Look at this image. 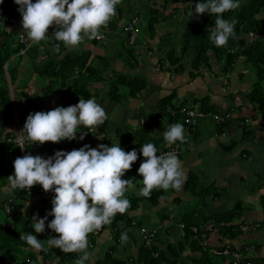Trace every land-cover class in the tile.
<instances>
[{
	"label": "crops",
	"instance_id": "obj_1",
	"mask_svg": "<svg viewBox=\"0 0 264 264\" xmlns=\"http://www.w3.org/2000/svg\"><path fill=\"white\" fill-rule=\"evenodd\" d=\"M165 0H155L149 2V0H121L117 5V14L112 18L116 24L114 31L106 34L105 43H100V48H95V44H91L86 40L85 43L78 48L68 50L64 48L59 55L55 57L58 60L65 54H78L79 51L88 52L90 63L91 60L100 59L107 65L110 71L119 72L124 75L136 76L143 79L146 83L145 88L136 95L135 98L124 97L122 102L112 103L107 100L104 91L105 86L101 83L99 86L93 85V92L96 96L91 99H95L106 111L108 119L104 121V130L99 133L91 134L87 145L92 148H97L100 144L106 146L107 143L117 144L119 143L122 148L132 145L137 135V130H142L145 136L158 139L163 134V131L169 126L166 118H162L157 123H150L149 127H142L145 121L155 113L157 102L162 97H166L170 94L173 95L172 103L175 106L181 105L182 107H192L199 104L198 100L205 97L208 101V106L213 110L215 115H227L223 124H225L221 130L219 125L214 124L210 117H206L201 120L193 129H185V136L187 143L179 148V159L182 162L183 169L187 175L190 172L196 174L198 179L205 183H211L214 187L219 189V196L215 199H207L205 204L207 211L223 212L228 210L224 207V199H231L232 204L234 202H240L243 208L242 215L233 220L232 223L239 224H257L258 228L253 232H243L236 238L229 240L221 238L215 229L209 232L207 238L204 240V244L208 248L219 245H228L236 249L242 245H252L254 250L246 252L247 256L256 257L260 263L264 264V119L261 117L256 108L249 104L246 95L249 92L250 85L252 83V74L238 65V61L235 63V67L231 73L222 75L220 73V66L213 60H210L209 68L201 67L199 71L195 72V76H189V67L187 62H182L183 70L179 73L172 72L171 68L167 69L161 63L158 64L157 60L161 58L164 49H158L159 38L167 36L170 32H175L172 28V21L168 24V27L164 26L165 18L173 20L176 19L178 13H181L183 17V5L181 4V10L173 8L174 3H170L167 7L171 12H176L172 16L163 17L160 24L157 25L156 32L153 36H146L143 38V43L140 44L141 48L136 54V62L132 66H125L117 56L114 54V45L119 41L122 43L121 27L130 19L132 15H135L139 19L140 15H143L146 8L150 5L154 8L161 7ZM35 2V0H33ZM176 4V3H175ZM18 9V8H17ZM181 11V12H180ZM1 14V13H0ZM167 14L163 11V15ZM19 22L22 17L18 10L15 11V15L9 14ZM166 16V15H165ZM187 17V16H186ZM2 20V19H1ZM0 20V45L8 40L11 43V47L14 43V34L10 31L5 22ZM138 21V20H137ZM55 29H49V36L53 38L52 33ZM1 32L3 34H1ZM49 38L46 41H42L39 44H31L30 48H36L38 53L31 59L26 53L17 52L16 55L10 57L9 63L16 65V80L14 83H10L7 73L4 75L3 85L7 90L8 97L10 99V105L12 108V116L6 119H0V159H4L5 153L8 151L11 144L15 145L19 149L20 157L25 154H31L33 156H44L52 151L54 144L49 142L44 145H30L25 143L24 149L17 146L15 139L25 124L27 116H20L18 109L14 107V100L20 103L21 100L18 97L19 92L26 93L27 95H38L41 97V107L32 113L38 111H50L56 107H68L63 106L60 102V93L56 92L53 96H41V89L44 88L45 79L37 77L32 72V65H41L48 59H53L54 56L50 55ZM123 44V43H122ZM158 47V48H157ZM149 52V54H147ZM211 58V57H210ZM99 62V63H102ZM6 64L4 65V68ZM107 72H109L107 70ZM91 87V88H92ZM30 90V92H28ZM77 104V103H76ZM75 105V104H74ZM207 118L210 119L207 120ZM213 122V123H212ZM244 125L249 131V138H240L241 129ZM103 138V139H100ZM109 147V146H108ZM159 149L160 146H156ZM168 147V145L166 146ZM183 149L182 153L180 149ZM41 149V150H40ZM142 155L139 157L133 165L140 166L143 161ZM206 161L208 164H202V161ZM210 165L217 169V174L211 176V181H206L207 178L205 169L210 168ZM137 191V190H135ZM12 189L9 183L0 186V205L3 211V204L10 198ZM175 194L181 197V202L172 210H177L182 202L188 200L187 196L182 195V191L179 190ZM173 195V194H172ZM175 196V197H176ZM54 196L50 197L52 200ZM171 200V199H170ZM169 200V203H170ZM33 199L22 203L21 208H17L16 202H14V208L21 211L19 216L13 218H7L3 211V218L0 223L9 224L11 226L14 220H17V227L23 226L24 217L29 211V207ZM172 204V203H171ZM50 205V201H49ZM142 207H139L137 211L131 213L136 218H142L145 223H149L150 226L156 229V245L160 250H165L167 243H175L181 241V235L177 229L170 230V233L164 232L165 228L171 224L168 218L166 222L156 224L154 221L153 212L142 211ZM231 208V207H230ZM229 208V209H230ZM140 211V212H139ZM149 216L147 220L146 217ZM163 223V224H162ZM154 224L155 226H151ZM162 224V225H161ZM30 225H25V233L30 230ZM171 226V225H170ZM144 227V226H142ZM177 228V225H176ZM154 229V230H155ZM31 231V230H30ZM32 235H36L41 241H44L42 234L35 233L34 229L31 232ZM128 235L126 243H121L120 237L116 239L117 243L115 250L111 249L112 258L119 259L121 261L130 260L136 254L137 246L139 245L138 230L133 229ZM169 237V238H168ZM112 245L111 234L109 230L102 227L94 232L92 242L89 240L88 252L91 253V259L86 264H93L99 259L102 254ZM45 249L48 250L51 259L45 260L41 253L36 250L35 260L40 264H74L70 262H60L59 249H51L45 245ZM113 250V251H112ZM178 264H190V259L197 258V252H191L190 244L187 243L183 246V249L178 251ZM77 254V253H76ZM79 257V254H77ZM212 264H234L231 257H218L212 259ZM250 264V263H245Z\"/></svg>",
	"mask_w": 264,
	"mask_h": 264
},
{
	"label": "trees",
	"instance_id": "obj_2",
	"mask_svg": "<svg viewBox=\"0 0 264 264\" xmlns=\"http://www.w3.org/2000/svg\"><path fill=\"white\" fill-rule=\"evenodd\" d=\"M176 1L180 3L186 2V5L182 9L184 13L183 17L184 15H189L190 11L193 12V16L187 17V19H189L188 26L182 29L181 33L175 38L169 34L159 38V48H157L164 50L161 58L157 60L158 64L161 63L164 65V63H166L167 69L171 68L172 72L179 73L183 70L182 62H187L190 70L189 76L192 77L195 76V72L199 71L201 67L209 68L212 58L220 66V73L222 75L231 73L235 67V63L238 61V65L248 70L253 77L249 92L246 95L247 101L257 109L264 119V0H239L240 7L237 10L224 14L225 19H234L236 21L235 37L230 38L225 47L219 48L214 46L208 38L212 27H214L215 17L207 13L200 16L195 14V4L202 2V0H168L169 3H174ZM166 5L168 4L165 0L159 8H154L153 6L155 5H150L146 8L143 16L146 23L145 30L148 36H153V34H155L156 27L164 16L163 11L166 10ZM17 8L18 5L14 3V0H3V3L0 4V13L7 12L14 16L15 11L18 10ZM134 16L135 15H132L130 19ZM115 26L116 24L111 19L107 27L102 29L105 31V34H109L114 31ZM21 30L23 31L22 24ZM1 34L3 33L1 32ZM52 39L59 45L58 48H52V50H50V55L54 56V58L48 59L41 65H32V72L37 77L45 79L44 88L41 89L40 93L41 96H53L54 93L59 92L61 95L59 100L62 105L71 106L78 103L80 98L87 100L96 96V94L91 91L90 85L94 83H103L107 100L112 103H119L124 97L135 98L136 95L145 88V81L139 77L124 75L115 71L107 72L108 67L103 62L101 63L103 66L99 64L98 66H93L89 62L88 52H84L80 55L65 54L56 60L55 57H59L63 51V44L56 41L54 37ZM90 42L94 45L98 41L93 39ZM46 43L48 44L49 42ZM122 43L125 44L124 42ZM122 43L120 42V47H122L121 49H123L124 52L121 54L118 53L117 59L125 66L130 67L136 62V54L133 48L128 46L124 47ZM19 49V45L11 47V43L9 44L8 40L0 45V119H6L12 116L10 99L3 85V79L5 73H7L10 83L15 82L17 74L16 65L8 61L10 57L17 54ZM38 50L40 52V49ZM38 50H36V48H30L25 53L32 59L34 55L38 53ZM121 51L122 50H119L118 52ZM99 60L102 59L99 58ZM5 64L6 67L3 69ZM121 86L125 87L124 93L119 92ZM18 97L21 102L17 103L14 100V107L18 109V114L22 117L37 111L41 107L42 100L38 95H27L26 93L19 92ZM172 100V94L159 99L155 113L149 120L147 119L145 121L142 127H149L150 123L155 124L162 118H166L169 125L179 122L185 127L182 122V115L178 111L187 106H175ZM198 102L201 112L213 114V110L207 105L208 101L205 97L199 99ZM169 110L173 111L174 114L171 115ZM224 125L223 123L219 124V130H221ZM242 126L240 138H249L250 131L244 125ZM104 127L105 123L96 127L95 130L101 133ZM87 130L88 128L80 126L77 129L76 135L86 132ZM90 137L91 134H88L82 140L76 138L72 141L65 140L56 143L51 152L41 157L47 159L54 156L57 151L68 152L79 149L87 145V140H89ZM145 143H153L155 146H160L159 148L167 146L163 139V135L158 139L149 136L144 137L142 129L137 130V135L133 144L125 147L124 150L133 147L140 149ZM184 144L177 142L171 145L178 147V158L179 148L180 146H184ZM17 157H20L19 149L11 144L4 155V159H0V186L9 183L7 178L14 172L13 163ZM138 169L139 166L132 165L131 170L122 177V179H132L133 184L136 185L138 183L139 186L130 188L126 193V198L130 201V208L127 212L125 214H117L113 218L111 224L103 226L108 229L111 234L112 245L108 247L102 256L93 264H178V251L182 250L183 246L187 243L190 244L191 252H197L199 254L197 258L190 259V264H212V259L218 257L213 256L211 250L221 249L226 246L229 247L231 251L239 253L240 260L238 264H263L260 263L256 257H249L246 255V252L251 251L248 250V247L252 245H242L234 249L225 244L210 248L204 244V240L207 238L209 232L214 229L221 238L232 240L239 236L242 233V231L239 230V224H243L244 222L239 224H234L232 222L242 215L243 208L240 202H234L231 208L226 211L206 212L207 206L205 201L207 199L217 198L220 194L219 189L214 187L211 183L205 184L201 180L199 181L198 177L193 172L186 175V180L181 189L182 195L187 196L188 200L179 206L173 213L177 219V224L183 226L182 239L180 242L167 243L165 250H160L155 242L157 237L156 229L154 227L144 226L145 220L136 218L131 215V213H134L142 206L147 211L150 209L154 210L153 216L158 217L157 224H160L168 219L167 214H161L159 212L162 208H165V205L160 204V202L172 194L174 195L177 190L169 189L165 191L163 189H158L153 190L150 197L138 196L137 192L142 187V184L139 182L142 177L138 175ZM11 196L17 204V208H21L22 203L29 201L31 198L33 201L30 204L28 213L24 217L22 227H17L18 222L14 220L11 226L7 224L5 228L0 230V264H40L35 260V252L30 249L24 241L20 240V235L25 233L24 226L31 223L32 216L38 215L39 218H44L45 215L51 211L52 200H50V197L54 196V193H45L41 186L36 185L31 190L12 189ZM191 198L196 199L194 203L191 202ZM180 202L181 197L179 196L173 197L170 200V203L176 206ZM189 202L192 204L188 205ZM199 206L204 209L205 213L199 211ZM20 213L21 211L19 209L15 210L14 208L6 217L13 218L19 216ZM51 218L53 217L49 216L48 220ZM170 220L172 221V219ZM142 226L148 230L154 231V238L149 247H145L141 239L139 230ZM191 227L195 229V233L191 232ZM133 229H137L139 234V245L137 246L135 256L127 261L112 258L110 250H115L117 243L116 239H119L123 232H127V235L131 236L130 232H132ZM170 230H173L171 226L165 229L164 232L166 231L169 234ZM93 235L94 233L88 236V240L91 242ZM42 236L44 240H47L49 237H55L56 234L49 229L48 231L45 230ZM39 252L45 260L49 261L51 259L48 250L45 249ZM60 253L59 261L62 263H74L78 258L76 253L64 254L61 251ZM221 257L225 256H220V258Z\"/></svg>",
	"mask_w": 264,
	"mask_h": 264
},
{
	"label": "clouds",
	"instance_id": "obj_3",
	"mask_svg": "<svg viewBox=\"0 0 264 264\" xmlns=\"http://www.w3.org/2000/svg\"><path fill=\"white\" fill-rule=\"evenodd\" d=\"M121 0H14L22 17L21 24L27 40L39 44L49 37L54 28V39L64 48L73 50L86 40L101 39V29L106 28L117 14ZM3 0H0V4ZM240 7L239 0H202L195 4L197 16L205 13L214 16L209 40L216 47H225L235 37L234 19L224 14ZM193 16V12H189ZM59 47V45H57ZM107 118L105 109L95 99H79L75 105L56 107L50 111L30 113L23 129L16 134L20 148L25 143L44 145L72 141L77 129L83 126L95 129ZM166 145L187 143L184 126L177 122L163 131ZM81 135L80 139H83ZM103 139V138H100ZM153 143H145L140 152L125 151L119 143L97 148L84 145L72 151H57L47 159L25 154L13 163L14 172L7 180L11 189L31 190L39 185L45 193H54L51 211L44 218L32 217L31 227L43 234L47 228L56 234L41 241L36 235L24 233L20 240L32 250L59 249L64 254L77 253L74 264H86L91 259L88 236L112 223L117 214L130 208L126 193L133 188L132 179H122L142 155L138 175L142 187L138 196L150 197L153 190H181L186 174L181 160L174 152L158 154ZM121 243L128 240L127 232L121 233Z\"/></svg>",
	"mask_w": 264,
	"mask_h": 264
},
{
	"label": "built area",
	"instance_id": "obj_4",
	"mask_svg": "<svg viewBox=\"0 0 264 264\" xmlns=\"http://www.w3.org/2000/svg\"><path fill=\"white\" fill-rule=\"evenodd\" d=\"M0 20L7 23L8 27L10 28V31L14 34V43H13L12 47H14L15 45H19V47H20L19 52L25 53L29 49L31 43L27 40L26 34L21 30L20 22L17 19H15L14 17H12L11 15H9V13H7V12H3L0 14ZM136 23H137V17L134 16L121 27V35L125 38L124 42H125L126 46L133 48L134 53H137L138 50L141 48L140 45L136 46V44H135L136 34L134 31V27H135ZM49 37H50L49 38L50 46L54 49L58 48L57 47L58 44L54 42V40L51 38V36H49ZM104 38H105L104 34H102L101 39H95V40L100 41ZM147 54H149V52H147ZM164 66L167 67V64L164 63ZM3 69H5V68H3ZM169 112L171 115L174 114V112L171 110H169ZM178 112L182 115V122L185 125V127L191 128V129L194 128L197 125V123L201 119H204L205 117H210L211 120L216 125L222 124L227 117V115H218V114L215 115V114L203 113L199 110V105L192 106V107H185L183 109H179ZM95 133H97V131L95 129L94 130L88 129L86 132L79 133L76 136H77L78 140H82V139H80L81 135H83V137L85 138L88 134H95ZM14 141H15L17 146L20 145L18 139H15ZM132 150H136L138 153L140 152V149L136 148V147L126 149L125 151L127 152V151H132ZM158 150H159L158 154L166 153L169 151L174 152L176 155L178 154V147H176V146H168V147H164V148H159ZM14 202H15L14 198L10 197L3 204V211L5 214H10L14 210ZM52 219L53 218L49 219L46 222L45 230H47V231L49 230L47 228V223L50 222ZM6 226H7V224L0 223V230L5 228ZM177 228L179 230V234L182 235L183 234V226L181 224H177ZM256 228H257L256 224H244V223L239 224V230L243 231V232H252V231L256 230ZM190 230L192 233H195V229L193 227H191ZM139 232H140V236L144 242L145 247H149L151 241L154 238V231L148 230L146 228H140ZM253 249L254 248L252 246L248 247V250H253ZM211 254L215 257L229 256V257H231L234 264H238L239 260H240L239 253L231 251V249L227 246L223 247L221 249H213V250H211Z\"/></svg>",
	"mask_w": 264,
	"mask_h": 264
},
{
	"label": "rangeland",
	"instance_id": "obj_5",
	"mask_svg": "<svg viewBox=\"0 0 264 264\" xmlns=\"http://www.w3.org/2000/svg\"><path fill=\"white\" fill-rule=\"evenodd\" d=\"M152 1H154L155 2V0H149V2H152ZM166 2H167V4L169 5L170 3L168 2V0H166ZM176 3V4H175ZM181 4L183 5V6H185L186 5V2H184V3H180V2H178V1H176V2H174V5H173V8H175L176 10H181V8H179V7H181ZM168 5H166V12H167V14H164V18L165 17H167V15L168 16H172V15H174L176 12H171V10H168ZM181 12V11H180ZM173 13V14H172ZM172 14V15H171ZM187 14V13H186ZM166 15V16H165ZM187 17L189 16V15H186ZM185 15H184V18H182L181 17V13H178V15H177V17H176V19L174 18L173 20H170V19H167V18H165L164 20H166L163 24H164V26H166V27H168V24L172 21V23H173V25H172V28H173V30H175V32H170L169 33V35L170 36H173L174 38L178 35V34H180L181 33V31H182V29H185L187 26H188V24H189V19H187V17H186ZM138 21H137V23L135 24V27H134V31H135V34H136V37H135V44H136V46H139L140 44H142L143 43V38L146 36V30H145V19H144V16L143 15H140L139 16V19H137ZM160 24V23H159ZM158 24V25H159ZM160 26H162V24H160ZM101 34H104L105 36H106V34H105V31L103 30V29H101ZM120 37H122V41L124 42V40L123 39H125L122 35L120 36ZM172 37V38H173ZM105 41V38L104 39H102V40H100V41H98V42H96L95 43V48H97V49H99L100 48V43H105L104 41ZM125 43V42H124ZM82 45V44H81ZM121 45H120V41L118 42V43H116L115 45H114V47H115V51H114V54L116 55V56H118V53H123L124 52V50L123 49H121L122 47H120ZM122 46H126L125 44H122ZM127 47V46H126ZM119 50H122L121 52H118ZM80 53H78L77 55H80V54H82V52L81 51H79ZM84 53V52H83ZM90 58V57H89ZM88 58V59H89ZM213 59V58H212ZM92 62H91V64L93 65V66H98V64L100 65V66H103V64H101V63H99V62H102V61H105V60H100L99 62L95 59H93V60H91ZM107 70L108 71H110V69L109 68H107ZM108 78V77H107ZM101 83H94V84H92V85H90L91 87L93 86V85H97V86H99ZM104 85V84H103ZM94 89H93V87L91 88V91H93ZM104 91H105V88H104ZM28 92H30V90H28ZM119 92L120 93H124L125 92V87L124 86H121L120 88H119ZM120 102H122V101H120ZM206 118V117H205ZM204 118V119H205ZM106 119H108V117L106 118ZM204 119H201V120H204ZM200 120V121H201ZM207 120H209V122H210V119L209 118H207ZM213 123V122H212ZM107 145L109 146V147H111L112 146V143H107ZM182 151H183V149L181 148L180 149V152L182 153ZM202 164H208L206 161H202L201 162ZM205 167L206 166H204V168H203V171H206L207 170V172H205V174H206V176H207V178L205 179L206 181H211L210 180V178H211V176H213V174H217V169L214 167H212L211 165H210V168H207V169H205ZM199 181H200V178H199ZM135 186H139L138 185V183L135 185ZM177 194H174V195H171V196H169V197H167V198H165L162 202H160V204H162V205H165V208H162L159 212L161 213V214H167L168 215V218H170V219H172V221H170V223L171 224H169L165 229H168V227L171 225V227L173 228V229H177L176 228V225H177V219L175 218V216H174V210H172V209H174V207L176 206V205H174V204H171V203H169V200L170 199H172L173 197H175ZM191 202L192 203H194V200H196V199H192L191 198ZM191 202H189L188 203V205H191L192 203ZM185 202H182V204H184ZM159 204V205H160ZM223 205H224V207L225 208H227V209H229L231 206H232V200L231 199H224V201H223ZM198 209H199V211H201V213H205V211H204V209L203 208H201L200 206L198 207ZM138 210V209H137ZM141 210L142 211H146V209L142 206V208H141ZM148 211H151V209L150 210H148ZM140 212V211H139ZM206 212H207V210H206ZM3 211L0 209V220H1V218H3ZM146 219L148 220L149 219V216L148 217H146ZM154 221H155V223L157 224L158 222V217H154ZM164 222H166V220L164 221ZM30 224H32V221H31V223ZM163 224V223H162ZM161 224V225H162ZM144 226H150V224L147 222V223H145L144 224ZM151 226H155L154 224H152ZM141 228H145V227H141ZM31 230V231H30ZM30 230H27L26 231V233H30L31 234V232L33 231V228L31 227V225H30ZM169 238V237H168ZM211 258V257H210Z\"/></svg>",
	"mask_w": 264,
	"mask_h": 264
}]
</instances>
